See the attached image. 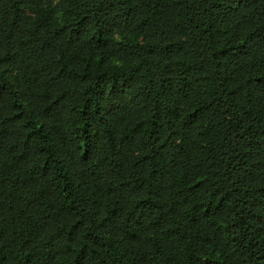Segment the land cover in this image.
<instances>
[{"label": "trees", "instance_id": "trees-1", "mask_svg": "<svg viewBox=\"0 0 264 264\" xmlns=\"http://www.w3.org/2000/svg\"><path fill=\"white\" fill-rule=\"evenodd\" d=\"M52 5L0 0V264H264V0Z\"/></svg>", "mask_w": 264, "mask_h": 264}, {"label": "clouds", "instance_id": "clouds-1", "mask_svg": "<svg viewBox=\"0 0 264 264\" xmlns=\"http://www.w3.org/2000/svg\"><path fill=\"white\" fill-rule=\"evenodd\" d=\"M56 0H53V5L55 6ZM59 13H57V16ZM127 36L128 40L131 41L132 43H139L140 42V37L135 36L134 34L130 32H123L119 28H115L111 31L109 34V39L113 42H122L123 37ZM136 63L135 60H128L125 58H122L119 54H115L112 56H109L105 62L106 67H110L113 69H126L128 67H131Z\"/></svg>", "mask_w": 264, "mask_h": 264}]
</instances>
